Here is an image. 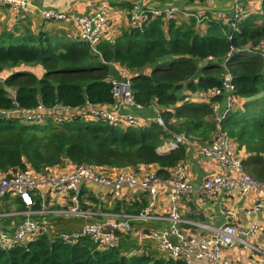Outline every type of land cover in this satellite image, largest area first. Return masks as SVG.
Here are the masks:
<instances>
[{"label": "trees", "instance_id": "obj_1", "mask_svg": "<svg viewBox=\"0 0 264 264\" xmlns=\"http://www.w3.org/2000/svg\"><path fill=\"white\" fill-rule=\"evenodd\" d=\"M188 20L174 17L165 23L161 17H148L112 41L100 42L99 55L78 38L56 42L29 29L17 36L12 31L0 32V72L31 64H39L44 70L40 78L27 70L10 72L0 82V109L14 107L8 89L22 107H34L39 102L71 107L86 101L111 104L114 96L106 78L109 63L115 62L133 72L134 101L140 105L155 103L164 121V127L152 122L122 129L103 121L73 119L53 127L24 125L0 117V172L29 167L45 174L64 162L117 169L155 163L159 167L156 175L166 178L167 169L185 157L181 145L168 153L157 151L169 135L166 128L199 141L209 139L214 129L211 103L183 100L176 105L184 98L182 90L220 87L227 71L234 94L242 102L223 117L222 127L246 149L247 155L241 160L244 173L264 182V56L262 49L256 48L264 41V0L260 13L233 17L230 23L207 18L203 35L196 29V18ZM208 59L211 62L200 65ZM145 68L150 72L145 73ZM221 99V95L212 97L211 102ZM178 119L183 122L173 121ZM117 235L118 246L101 250L88 237L69 245L57 234H41L0 249V264H186L155 250L129 254L136 239Z\"/></svg>", "mask_w": 264, "mask_h": 264}, {"label": "crops", "instance_id": "obj_2", "mask_svg": "<svg viewBox=\"0 0 264 264\" xmlns=\"http://www.w3.org/2000/svg\"><path fill=\"white\" fill-rule=\"evenodd\" d=\"M29 4L26 8L13 9L6 5L0 4V32L3 30L12 31L16 36L25 29L31 30L33 33H45L49 38L58 42L70 41L78 38V28L75 21L72 19L63 20H46L40 15V10L53 9L66 14L74 15H91L96 12L101 13L109 23L108 30L103 34L102 41H112L117 36L121 35L124 29L131 26L129 20V10L132 5L136 4L140 10H162L165 7L174 6L178 12L174 16L177 20L189 21V17L196 18V29L199 34L203 35L207 30V18L218 19L224 23H230L231 18H235L234 7L235 4L240 7V17H245L248 14H257L261 11V0H27ZM130 5V7H129ZM233 12V16L230 13ZM191 14V15H190ZM233 24V23H232ZM101 41V42H102ZM264 54V47L262 48ZM212 59L205 60L206 65ZM220 61V60H217ZM104 62V61H103ZM202 63V62H201ZM223 63V62H222ZM221 63V64H222ZM110 69L108 77L120 78L118 63H109ZM201 66H204L200 64ZM43 69V68H42ZM40 67L33 66L26 67L20 65L17 68H7L0 72L4 74L3 79L12 71L27 70L33 72L40 78L44 72ZM130 76L133 72L128 70ZM145 73H149V68L144 69ZM201 73H198V76ZM2 77V76H1ZM106 78V79H107ZM197 78L194 81L197 82ZM182 98L176 102L180 105L183 100L191 102H210L211 105L218 102V111L214 113L212 119L214 121V129L210 134L209 139L216 130L217 116L220 117L225 106L224 99L220 101L207 97L203 90L187 91L182 90ZM237 107L241 105V98H238ZM101 106L108 112L117 114H128L135 117L147 119L148 126L154 121L153 119L159 115L158 107L155 103L149 105H135L123 104L114 107L111 104H101ZM216 118V119H215ZM94 121V120H90ZM175 123L183 122L182 119L173 120ZM158 124V123H157ZM159 125V124H158ZM161 126V125H160ZM222 126V125H221ZM142 127V126H140ZM164 127V121L163 126ZM128 127H122L125 129ZM223 128V127H222ZM225 130V129H224ZM169 133L163 143L157 148L159 153H168L171 149H167V142L171 139L174 133L166 128ZM226 131V130H225ZM227 132V131H226ZM228 133V132H227ZM229 135V134H228ZM188 141H184L179 145L185 148V157L181 160V164L194 183H199L202 180L213 175H230L231 172H226L213 158L205 157L196 149V145H200L205 141H199L185 135ZM230 136V135H229ZM231 137V136H230ZM207 139L206 141H208ZM235 141V140H234ZM236 142V141H235ZM178 145V146H179ZM173 150V149H172ZM236 153L241 157L247 155L244 146H239L236 142ZM178 161V162H179ZM73 164L64 162L62 165L52 167L47 172L37 173L32 171V176L37 181L38 187L33 193L34 204L28 208L18 198L16 194L8 193L0 197V227L8 232H13L18 225L26 219H30L38 224L46 225L51 236L60 234L62 232L79 231L87 222H104L107 220H121L124 215L138 212L149 200V196L144 193L138 186L131 185L127 182H118L117 178L122 175L124 177L137 176L143 178L146 176H154L153 183L156 189L152 197L154 202L155 212L159 216H163L170 207L169 194L172 188L168 184L171 168H168V176L162 178L156 175L158 164H146L139 167L127 168H96V170L108 178V185H101L91 182H81L79 186V193L84 209H90L94 214L90 217H75L63 216L54 214L55 209L63 207V198L51 191L46 184L41 183V179L48 173L60 174L70 169ZM116 192V193H115ZM51 197L55 202L51 203ZM59 197V199H58ZM261 197L260 193L251 191L245 196H240L236 189L224 194L223 191H216L211 199L204 204L197 201L194 193H181L177 197V207L185 220L180 226L185 235L193 234L200 237L207 232L206 226L218 227L224 223L223 216L220 209L223 205L232 206L237 213V221L241 227L247 229L253 223H260L262 229L254 232L246 237L247 244L239 241H234L231 246L223 249V255L233 264H261V258L256 255L251 246H256L264 250V213L256 212L254 214H247L246 210L253 202ZM58 199L59 203L56 202ZM45 201L43 207L45 212H39L42 207V202ZM168 226V222L162 218L134 221L132 228L125 235H132L136 239V245L129 248V254L148 253L150 251H158L166 255L158 249V241L150 234L153 232H160ZM170 240L175 242V236H169ZM251 245V246H250ZM202 264H209L204 262Z\"/></svg>", "mask_w": 264, "mask_h": 264}, {"label": "built area", "instance_id": "obj_3", "mask_svg": "<svg viewBox=\"0 0 264 264\" xmlns=\"http://www.w3.org/2000/svg\"><path fill=\"white\" fill-rule=\"evenodd\" d=\"M0 4L13 9H19L26 8L29 2L27 0H0ZM177 12L178 9L174 6L165 7L162 10H140L136 3L129 10V20L133 27L140 26L141 22L145 21L148 17H161L166 23L174 18ZM240 12L239 5L235 4V17H239ZM40 15L46 20H74L78 28V39L86 43L94 54L99 55L97 45L102 41L103 34L109 28L108 21L101 13L96 12L91 15L79 16L42 8ZM263 47L264 41H261L256 48L262 49ZM119 67L120 78L108 77L106 79L112 86L114 96L112 105L116 107L128 104L140 107L141 105L136 103L133 98L131 76L128 69L122 66ZM1 78L0 75V80ZM205 92L210 99L221 95L225 106L222 115L216 117L217 123L214 134L208 141L196 145L195 149L205 157L215 159L223 170L232 174L225 176L213 175L199 183H194L187 175L181 162H177L171 168L168 179V184L172 188L168 198L170 207L163 216H159L155 212L152 200L156 192L153 186L155 181L154 176L139 178L137 176L124 177L120 175L117 181L138 186L149 196L147 203L138 212L124 215V219L118 221L107 220L101 223L87 222L79 231L62 232L58 236L63 243L71 245L76 243L81 237H88L99 249H111L118 246L119 236L117 233H128L132 228V222L162 218L168 222V226L164 230L156 233L153 232L150 235L157 239L158 249L167 256L180 258L186 264H202L204 262L209 264H233L223 255V249L231 246L234 241L247 244L246 237L262 229L260 223H253L249 228L245 229L238 223L237 213L234 211V208L223 205L220 212L224 223L221 226H206L207 232L200 237H196L193 234L185 235L180 228L181 224L185 222L177 207V197L181 193L192 192L196 195L197 201L204 204L213 197L216 191H223L225 194L236 189L240 196H245L251 191L257 190L261 197L245 210L250 215L260 211L264 213V182L251 178L244 173L241 163L242 159L235 151L236 142L220 124L223 117L237 107L238 97L234 94L235 89L231 83L230 73L225 72L220 87L210 88ZM8 93L13 99L14 107L8 110L0 109V117L12 119L24 125L38 124L45 126L52 124L53 126H58L73 119H81L85 122L90 120L103 121L122 128L145 126L149 122L147 119L141 117L108 112L101 104H93L87 101L76 107L63 105L58 102L51 106H46L39 102L34 107H22L14 100V92L8 89ZM218 107V102L212 104L214 113L218 111ZM153 120L163 126V120L160 115ZM184 141H188L185 135L172 134L171 139L167 142V149L172 150ZM31 170V168L26 167L15 168L7 173L0 172V197L8 193L16 194L24 205L30 208L34 204L33 193L38 187V183L33 178ZM81 182H91L101 185L109 184L106 175L98 172L96 168L84 164L73 165L70 169L57 175L48 173L42 177L41 183L46 184L51 191L58 194L64 200L62 203L64 206L52 211L54 214L82 218L90 217L94 214L90 209L87 210L82 207L79 193ZM58 199L56 202L59 203ZM50 200L51 203L55 202V199L52 197ZM41 204L42 207L39 209V212H45L46 209L43 207L45 201ZM41 234L51 236L46 225L38 224L30 219L23 220L13 232H8L0 227V249L5 250L14 245L22 244ZM171 235L175 236V242L170 240L169 236ZM251 248L261 258V264H264V250L256 246H251Z\"/></svg>", "mask_w": 264, "mask_h": 264}, {"label": "rangeland", "instance_id": "obj_4", "mask_svg": "<svg viewBox=\"0 0 264 264\" xmlns=\"http://www.w3.org/2000/svg\"><path fill=\"white\" fill-rule=\"evenodd\" d=\"M218 20V19H217ZM33 66H37V67H40L41 69H42V66H40L39 64H31V65H26V67H33ZM43 70V69H42ZM44 73V72H43ZM43 75V74H42ZM2 76V78H1V80H0V82H2L3 81V76H4V74H2L1 75ZM42 77V76H41ZM238 101V100H237ZM241 102H242V99H241ZM221 125H224L223 123H222V121H221V123H220ZM47 125H50V126H53L52 124H47ZM47 125H45V126H47ZM61 125V124H60ZM59 126V125H58ZM53 127H57V126H53ZM55 175H57V174H55Z\"/></svg>", "mask_w": 264, "mask_h": 264}, {"label": "water", "instance_id": "obj_5", "mask_svg": "<svg viewBox=\"0 0 264 264\" xmlns=\"http://www.w3.org/2000/svg\"><path fill=\"white\" fill-rule=\"evenodd\" d=\"M230 15L233 16V12H231ZM205 63H206V61L203 60L201 64L204 65Z\"/></svg>", "mask_w": 264, "mask_h": 264}]
</instances>
